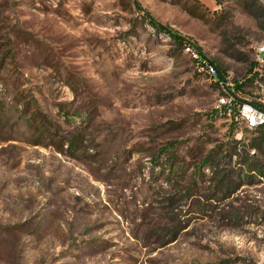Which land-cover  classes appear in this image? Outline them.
Returning a JSON list of instances; mask_svg holds the SVG:
<instances>
[{
	"label": "rangeland",
	"instance_id": "374dc122",
	"mask_svg": "<svg viewBox=\"0 0 264 264\" xmlns=\"http://www.w3.org/2000/svg\"><path fill=\"white\" fill-rule=\"evenodd\" d=\"M260 8L0 0V264H264V177L234 176L229 197L209 201L201 166L184 195L205 157L260 135L220 114L218 87L186 48L264 106ZM165 161L182 163L184 180H165ZM236 161L228 169L242 173Z\"/></svg>",
	"mask_w": 264,
	"mask_h": 264
},
{
	"label": "trees",
	"instance_id": "16d2710c",
	"mask_svg": "<svg viewBox=\"0 0 264 264\" xmlns=\"http://www.w3.org/2000/svg\"><path fill=\"white\" fill-rule=\"evenodd\" d=\"M258 20L261 18H264V11L262 8H260V11H257V13L254 14ZM152 26L158 27L159 29L165 30L162 26H159L158 24L151 22ZM170 36L173 38L174 41H176L182 48L186 45L185 39L179 37L178 35L174 33H170ZM200 54V53H199ZM199 58H203V56L200 54ZM211 63L215 64L213 61ZM216 65V64H215ZM216 68L220 75H222L221 69L216 65ZM4 104L0 103V109L4 110ZM23 116H25V112L23 110L22 113ZM260 135L255 136L253 139L250 140L249 143L243 144V146L240 148L239 144L241 141H235V143L231 146L230 154L222 155L220 154H209L207 157H205L204 160H202V165H199L194 172L190 175L191 182L187 188L185 196L193 195L197 192L196 190L200 187H198L199 183H197V179L200 176H206L205 172L201 170L202 168H207L209 171H211L212 176L209 179L210 184H214V186H211V188L214 191V194L210 197H208V200H212L215 197L218 196V192H222V195L217 199V202L225 200L227 197H229L230 193L233 192V189L237 186L236 179L234 176H236L238 179H252L253 174H257L259 176L264 177V164L261 160H259L255 155H250L249 149H254L257 151H260L264 154V126L260 127L259 129ZM174 146V145H173ZM75 142L72 141L70 144L71 149H75ZM168 148V147H167ZM168 149H165V151H168ZM232 152V153H231ZM237 156V161L239 165L245 166V170L243 166L240 168L242 173H239L237 167H233L231 169H228V165L232 164L233 156ZM228 157V160L231 162H225L222 159ZM172 158L175 160L178 159L176 153H173L169 156L168 159L171 161ZM225 158V159H226ZM227 160V159H226ZM162 171L166 172L165 180L171 182L174 181L178 183L179 181L184 180L187 169L184 168V165L182 163H178V165H174L173 163H168V161H165V163L162 164ZM244 173V174H243ZM205 174V175H204ZM201 180V179H200ZM200 186V185H199ZM197 188V189H196ZM171 200V199H170ZM177 231L173 232V235H176Z\"/></svg>",
	"mask_w": 264,
	"mask_h": 264
},
{
	"label": "built area",
	"instance_id": "2783aa9c",
	"mask_svg": "<svg viewBox=\"0 0 264 264\" xmlns=\"http://www.w3.org/2000/svg\"><path fill=\"white\" fill-rule=\"evenodd\" d=\"M186 50L190 52L196 60H200V71H203L219 89L218 104L221 115L235 120L236 123L244 126L249 131H256L264 126V106L256 101H250L240 96V88L243 87V79L237 80L232 73L220 75L216 65L211 61L202 60L198 53L191 47ZM256 69L264 72V40L255 44ZM257 75L259 73L256 71ZM256 80V78H255ZM257 83L263 86L261 79L257 78Z\"/></svg>",
	"mask_w": 264,
	"mask_h": 264
}]
</instances>
